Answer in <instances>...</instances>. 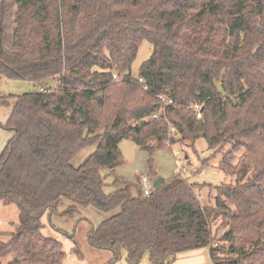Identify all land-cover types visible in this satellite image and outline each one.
<instances>
[{"label": "trees", "instance_id": "16d2710c", "mask_svg": "<svg viewBox=\"0 0 264 264\" xmlns=\"http://www.w3.org/2000/svg\"><path fill=\"white\" fill-rule=\"evenodd\" d=\"M144 42L153 52L134 76ZM2 78L58 86L0 96L13 107L0 125L13 133L0 204L20 211L0 231V264H64L44 217L90 207L107 219L89 243L111 264L124 252L128 264H172L203 248L212 264H264V0H0ZM124 139L146 149L204 139L214 155L230 146L219 167L235 184L217 187L215 206L181 174L151 197L118 176L107 193L103 172L122 165Z\"/></svg>", "mask_w": 264, "mask_h": 264}, {"label": "rangeland", "instance_id": "374dc122", "mask_svg": "<svg viewBox=\"0 0 264 264\" xmlns=\"http://www.w3.org/2000/svg\"><path fill=\"white\" fill-rule=\"evenodd\" d=\"M153 46L144 42L141 46L137 59L133 65V75L137 76L141 65L151 58ZM57 82L49 84H34L28 81H11L5 78L0 79V96H23L32 92H39L42 88H57ZM0 110V122L5 123L6 117L2 116ZM227 146L222 153L214 155L204 139H199L195 144L180 142L171 147L161 148L159 144L152 148H142L132 139H124L120 143V151L123 163L115 174L104 171L106 177L107 193L112 192L116 176L124 178L129 182H138L140 173L149 172L153 181L163 180L166 183L173 180L178 173L185 169L188 174L185 176L191 184L205 186L196 189V193L205 206H215V198L218 196L217 187L224 184H235V177L225 174L219 167L224 153L229 151ZM95 146L82 150L73 161L75 167L82 165L94 152ZM182 173V172H181ZM180 175V174H179ZM208 185V186H207ZM210 185V186H209ZM71 203L64 200L60 205V211L66 210ZM19 209L17 206H3L0 204V231L11 232L19 223ZM107 216L95 208H79V211L70 216L53 217L49 222L47 215L44 217L45 236L54 238L64 245L66 258L64 264H111L113 255L109 251L93 247L88 240L89 232L93 227H98ZM16 224V225H14ZM221 221L214 225L216 233ZM222 232V231H220ZM221 234V233H220ZM3 241H8L4 236ZM77 248L79 254L75 251ZM126 252L120 260L112 264H128ZM10 261V260H9ZM7 261V262H9ZM140 264H152L142 262ZM172 264H212L209 258V249L203 248L183 254H179Z\"/></svg>", "mask_w": 264, "mask_h": 264}, {"label": "built area", "instance_id": "2783aa9c", "mask_svg": "<svg viewBox=\"0 0 264 264\" xmlns=\"http://www.w3.org/2000/svg\"><path fill=\"white\" fill-rule=\"evenodd\" d=\"M114 79H115V81H119V77H118L117 74L114 75ZM139 81L142 82L143 80L140 79ZM147 88L148 87H145V89H147ZM44 90H45L44 88L41 89V91H44ZM197 111H198V118H201V116H202L201 108L197 107ZM181 172H179L178 175L179 174H181V175L182 174L183 175H187L188 174V172L185 169H183V171H181ZM138 179L139 180H138L137 184L142 188V191H143L144 195L146 197H151V195L153 194V191H154V183H153V181L150 178L149 172L140 173Z\"/></svg>", "mask_w": 264, "mask_h": 264}, {"label": "crops", "instance_id": "0c3cea01", "mask_svg": "<svg viewBox=\"0 0 264 264\" xmlns=\"http://www.w3.org/2000/svg\"><path fill=\"white\" fill-rule=\"evenodd\" d=\"M12 109H13L12 106L11 107H7V108L0 107L1 112H3L2 116H5L6 119H7L6 122L8 121V119H9V117L11 115ZM6 122L5 123L0 122V125H4V124H6ZM12 137H13V133L12 132L4 130L0 126V155L2 154L3 150L5 149V147L7 146L8 142L11 140ZM126 256H128L127 252H126ZM143 262H147V263L150 262L148 255L144 257Z\"/></svg>", "mask_w": 264, "mask_h": 264}, {"label": "water", "instance_id": "95a60500", "mask_svg": "<svg viewBox=\"0 0 264 264\" xmlns=\"http://www.w3.org/2000/svg\"><path fill=\"white\" fill-rule=\"evenodd\" d=\"M142 124H143V122H142ZM163 182H164L163 180L155 181L154 188H158Z\"/></svg>", "mask_w": 264, "mask_h": 264}]
</instances>
